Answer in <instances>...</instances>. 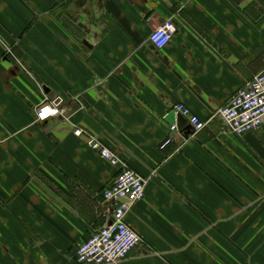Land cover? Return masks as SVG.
I'll return each mask as SVG.
<instances>
[{"label": "crops", "instance_id": "0c3cea01", "mask_svg": "<svg viewBox=\"0 0 264 264\" xmlns=\"http://www.w3.org/2000/svg\"><path fill=\"white\" fill-rule=\"evenodd\" d=\"M262 70L264 0H0V264H78L110 220L118 168L74 126L147 179L116 264H264V118L234 134L216 114ZM56 97L68 120H36ZM179 102L207 125L170 131Z\"/></svg>", "mask_w": 264, "mask_h": 264}, {"label": "built area", "instance_id": "2783aa9c", "mask_svg": "<svg viewBox=\"0 0 264 264\" xmlns=\"http://www.w3.org/2000/svg\"><path fill=\"white\" fill-rule=\"evenodd\" d=\"M173 32V23L167 19L151 31L149 40L155 48L161 49L168 43ZM62 101L60 97H56L36 106V120L42 121L55 116L68 120L61 109ZM77 102L82 107L78 100ZM172 111L175 118L179 115L185 120L193 133L200 131L208 123V120L199 118L183 103H176ZM216 114L234 134H244L257 129L264 118V70L238 88L217 109ZM169 128L170 131L178 130L177 122L170 124ZM73 134H85L86 144L110 165L118 168L111 184L102 191L103 198L111 204L110 220L78 244L75 259L78 264H116L141 241L140 235L126 221V214L132 203L143 198L147 179L81 127L74 126ZM170 141V137L166 138L161 146H166Z\"/></svg>", "mask_w": 264, "mask_h": 264}, {"label": "water", "instance_id": "95a60500", "mask_svg": "<svg viewBox=\"0 0 264 264\" xmlns=\"http://www.w3.org/2000/svg\"><path fill=\"white\" fill-rule=\"evenodd\" d=\"M166 120L168 122H170V123H173L175 121V115H174V112L173 111H171L170 113H168L166 115ZM176 121H177V127H178V129H180V128L181 129H184L188 133L192 131L191 128H190V126L185 125L186 122H185V120L181 116L177 115Z\"/></svg>", "mask_w": 264, "mask_h": 264}]
</instances>
